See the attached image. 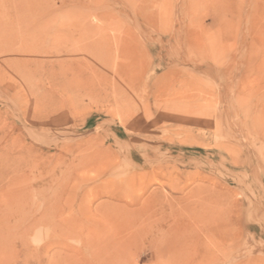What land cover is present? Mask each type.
Here are the masks:
<instances>
[{
  "label": "rangeland",
  "instance_id": "obj_1",
  "mask_svg": "<svg viewBox=\"0 0 264 264\" xmlns=\"http://www.w3.org/2000/svg\"><path fill=\"white\" fill-rule=\"evenodd\" d=\"M238 1L0 0V264H264V0Z\"/></svg>",
  "mask_w": 264,
  "mask_h": 264
},
{
  "label": "bare ground",
  "instance_id": "obj_2",
  "mask_svg": "<svg viewBox=\"0 0 264 264\" xmlns=\"http://www.w3.org/2000/svg\"><path fill=\"white\" fill-rule=\"evenodd\" d=\"M162 1V0H161ZM168 1V0H167ZM189 2L188 3H190V5H191V8H192V0H188ZM240 1V0H239ZM238 1V2H239ZM30 2V1H29ZM32 2V1H31ZM199 2V1H198ZM216 1H214L213 3L211 2V5L213 4L214 5V3H215ZM218 2V1H217ZM114 3V2H113ZM160 3V2H159ZM163 3V2H162ZM184 3V2H183ZM47 4V3H46ZM149 4H150V2H149ZM148 4V5H149ZM164 5L166 4V3H163ZM200 4V3H199ZM89 5V4H88ZM147 5V4H146ZM40 6V5H39ZM115 6V5H114ZM150 6V5H149ZM155 6V5H154ZM158 6V5H157ZM161 6V5H160ZM23 7V6H22ZM163 7V6H162ZM214 7H216V6H214ZM46 7H44V9H45ZM161 8V7H160ZM42 9V8H41ZM42 11V10H41ZM68 11V10H67ZM77 11H78V13H74V11H70V12H68V13H70L71 15H73V13H74V15H76L77 17V20L80 22V23H83V22H85L84 21V19H85V16L87 15V12L89 11H87V10H85V9H83V8H78L77 9ZM90 13V12H89ZM94 14L99 18H101L102 16L100 15V11H98V10H95L94 11ZM152 14V13H151ZM192 14V13H191ZM31 15V14H30ZM24 18V17H23ZM104 21V20H103ZM5 23V22H4ZM103 24H104V22H102ZM109 26V25H108ZM70 27H72L73 28V31H75L76 29H77V27H76V25H74L73 26V24L72 25H70ZM70 30H71V28H70ZM65 31H68V29L67 30H65ZM73 31L72 32H62V31H60L59 29H57L56 30V34H55V36H53V37H51V36H49V37H51L52 38V41L51 42H53V44L57 47V52L60 50V48L59 47H61V46H63V45H65V44H68L71 40H72V34H73ZM99 30L95 27V32L94 33H97ZM92 31H90V33H86V32H84L82 29H80L79 28V33L77 34V38L75 39V41L77 42V43H79L78 45H79V47H78V49H76V50H71V51H69L70 53H69V55L67 54L66 55V58H65V61L66 62H63V64H60V70H59V72H58V74L60 75L61 74V76L60 77H62V81H61V83H60V86H61V89L63 90V91H65L66 93H68V95H75V96H82V95H85V94H89V92L90 91H93L87 84H86V82L88 81V78L86 77V75L84 74V71H83V67H79L78 66V68H76L75 70L72 68V66L70 67V61H72V59L73 58H75V57H82V56H84V54L83 53H86V48H85V45H83V42L86 40V38H88V37H90L91 36V34H93V33H91ZM10 33V32H9ZM99 33V32H98ZM51 34V33H50ZM37 35H39V34H37ZM43 35V34H42ZM44 36V35H43ZM46 37V35L43 37V38H45ZM36 40H38V39H36ZM5 41V40H4ZM9 43V42H8ZM39 43V42H38ZM41 43V42H40ZM82 43V44H81ZM42 46V45H41ZM87 46V45H86ZM14 52V51H13ZM10 54V53H9ZM15 54V53H14ZM73 54H76V56H74ZM17 55V54H16ZM79 55V56H78ZM7 56V55H6ZM11 56H12V54H11ZM15 58V57H14ZM60 63V62H59ZM11 64V63H10ZM66 64V65H65ZM143 65V64H142ZM7 66H10V65H7ZM16 66V65H15ZM15 66L13 67V68H15ZM132 66V65H131ZM18 67V66H17ZM142 69H143V67H142ZM45 71V70H44ZM7 74V73H6ZM69 74V76H67ZM104 74H105V78H103V81H104V83H105V81H107V79H108V76H111V78H112V81L114 82V84H113V86H114V90L117 92V93H119V91L120 90H122L123 88H122V84H121V82H122V80H121V77H122V75L123 76H127L128 78H130V79H134L136 76H138V69H135V68H133V67H130V66H128V67H123V66H115V68L112 70V69H108V67H107V65H106V69H105V71H104ZM107 74V75H106ZM111 74V75H110ZM56 78V77H55ZM57 81V80H56ZM46 82V81H45ZM43 86V85H42ZM93 89H94V87H92ZM61 90V91H62ZM58 91V90H57ZM61 94V93H60ZM70 104V103H69ZM123 208V207H122ZM124 209V208H123ZM122 209V210H123ZM145 210V209H144ZM190 211V210H189ZM121 212V211H120ZM125 212V211H124ZM192 213H194V212H190V213H188V216H189V218H191L192 219ZM198 213V212H197ZM203 213H199V215H202ZM199 215H196L197 217H199V218H202L201 216H199ZM184 216V215H183ZM187 216V217H188ZM195 216V217H196ZM135 218V217H134ZM145 218V217H144ZM136 219V218H135ZM178 219V218H177ZM183 220V219H182ZM203 220V219H202ZM202 220H201V222H202ZM205 221V223L207 222V225L208 226H204V228L203 229H201V230H203V234L206 236V238H208L209 239V241L212 239V230H211V228H210V226H209V224H210V221H209V219H208V217L207 216H205V219H204ZM175 222H176V220H174ZM192 221V220H191ZM190 221V222H191ZM209 221V222H208ZM128 222V221H127ZM162 222V221H161ZM199 222V221H198ZM200 222V223H201ZM131 223V222H130ZM159 223H160V221H159ZM165 223V222H164ZM179 223V222H178ZM183 223V222H182ZM157 224V223H156ZM127 225V224H126ZM128 225H130L131 226V224H128ZM187 225V224H186ZM189 226V225H188ZM133 227V226H132ZM171 227V226H170ZM187 227V226H186ZM129 229V228H128ZM134 229V228H133ZM148 229V228H147ZM150 229V228H149ZM156 229V228H155ZM127 230V229H126ZM115 231V230H114ZM157 231V230H156ZM163 231V230H162ZM184 231V230H183ZM192 231V230H191ZM131 232V231H130ZM151 232V231H150ZM157 232H159V231H157ZM164 232V231H163ZM142 233V232H141ZM179 233H181V232H179ZM138 234V232L136 233V236H138L137 235ZM140 234V233H139ZM157 234V233H156ZM165 234V233H164ZM202 234V233H201ZM123 235V234H122ZM125 235V234H124ZM135 235V234H134ZM143 235V234H142ZM152 235V234H151ZM174 235V234H173ZM189 235H191L190 237H189V239H190V242H192V233H189ZM140 236V235H139ZM144 236H145V234H144ZM162 236V235H161ZM168 236V235H167ZM170 237H171V235H169L168 236V238L170 239ZM178 237V236H177ZM187 237V238H188ZM118 238V237H117ZM125 238H127L126 236H125ZM143 238V237H142ZM146 238V237H145ZM163 238V237H162ZM180 238V237H179ZM122 239V238H121ZM136 239V238H135ZM188 239V240H189ZM215 239V238H214ZM123 240V239H122ZM129 240H131V239H129ZM133 240V239H132ZM146 240V239H145ZM172 240V242H173V239H171ZM124 241V240H123ZM150 241H152V240H150ZM162 241V240H161ZM168 241V240H167ZM180 241H182V240H180ZM179 241V242H180ZM205 241V240H204ZM204 241H202V239H200V238H195V244L197 245V246H199V247H201V248H207L206 247V242H204ZM122 242V241H121ZM136 242V241H135ZM211 242V241H210ZM150 243V242H149ZM159 242H157V244H158ZM167 243V242H166ZM169 243V242H168ZM217 243V242H216ZM154 244V243H153ZM156 244V245H157ZM160 244V243H159ZM208 244V243H207ZM221 244H219L218 246H220ZM175 246V245H174ZM213 246L217 249V246H215V244H213ZM167 247V246H166ZM177 249V248H176ZM157 251V250H156ZM191 251H192V245L191 244H189V242L187 241V243H185V245L184 246H181L180 248H179V250L178 251H176L173 247H171V248H168L167 247V252H169V254L171 255V258H170V260H168V264H190V263H192V256L191 257H189L190 256V254H187L186 252H189V253H191ZM219 251H220V249H219ZM222 251V250H221ZM220 251V252H221ZM181 254H183V255H185L186 257L185 258H182V260H180L179 261V258L181 257ZM192 254V253H191ZM195 254L197 255V251H195ZM170 255H168V256H170ZM163 261V260H162ZM161 261V262H162Z\"/></svg>",
  "mask_w": 264,
  "mask_h": 264
}]
</instances>
